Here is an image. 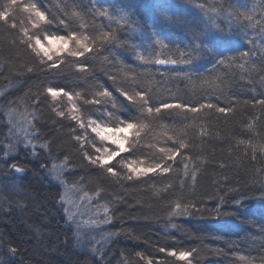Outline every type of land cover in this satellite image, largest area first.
<instances>
[{
  "label": "trees",
  "instance_id": "obj_1",
  "mask_svg": "<svg viewBox=\"0 0 264 264\" xmlns=\"http://www.w3.org/2000/svg\"><path fill=\"white\" fill-rule=\"evenodd\" d=\"M27 3L64 23L34 27ZM69 24L94 50L57 55V71L26 44L23 32L68 35ZM111 33L118 40L109 39ZM181 52L189 63L180 62ZM49 84L68 86L79 97L40 95L34 104ZM102 89L111 97H98ZM125 89L143 90L145 109L152 110L141 115ZM0 90L7 113L14 109L32 120L35 110L40 136L35 155L17 146L5 159L0 147V260L6 264H146L149 258L187 264L160 247L193 250L191 264H264V0H0ZM96 99L102 103L93 104ZM73 103L84 124L97 119L115 127L117 117L139 119L144 127L123 161L144 157L156 166L135 181L123 179L128 172L119 162V182L98 176L80 151L93 154V143L74 140L82 133L68 118ZM160 105L166 107L157 110ZM0 119L6 124L4 113ZM45 141L50 149L40 147ZM60 161L64 181L96 195L111 216L95 252L76 245L63 187L48 178ZM176 200L198 210L170 217ZM10 247L17 252L9 254Z\"/></svg>",
  "mask_w": 264,
  "mask_h": 264
},
{
  "label": "snow or ice",
  "instance_id": "obj_2",
  "mask_svg": "<svg viewBox=\"0 0 264 264\" xmlns=\"http://www.w3.org/2000/svg\"><path fill=\"white\" fill-rule=\"evenodd\" d=\"M201 7H203L201 5ZM24 10L26 12H32L34 13V19L36 23L34 24V27L39 28L41 26V22L51 24L54 21L57 24L64 23L63 20L57 19V16L50 13L45 12L41 10V8L36 3H27L24 4ZM107 13H101V15H106ZM5 23H8L7 20V14L5 15ZM12 28H15L16 25L12 24L10 25ZM70 29V32L68 35H58V34H47L44 35L43 38L39 36H32L29 34L27 29H24L23 35L25 39L26 44H30L32 47L33 52L36 55L46 56L49 61V67L55 68L57 71H60L59 66L56 64V61L53 59V57L48 56L49 48L55 49L61 42H64V50H68L69 44L77 45L76 51L73 53L75 56H84L86 52H92L94 49L91 46V41H88L87 37H81L72 34L71 25H66ZM109 39L111 40H118V37L115 36L114 33L109 34ZM157 43H160L163 46V41H157ZM196 49L194 48V52ZM78 53V55H76ZM185 53H179L180 62H183L185 64L189 63L190 61L187 59H184ZM188 55H191L189 53ZM140 59H144L143 56H140ZM177 60L173 59L171 61L167 59H158L156 63L164 64L165 62H176ZM43 63V61H41ZM78 63H86V61H78ZM29 72L34 71L32 68L27 69ZM113 83H115V80H113ZM50 89H55V93L50 91ZM60 89H63V93H60ZM40 95H44L47 99H50L52 101H56L61 99L62 95H66L69 100L75 101L79 97V93L75 92L73 89L69 88L68 86H57V85H47L43 86L41 92L35 96H33L34 104L40 103ZM112 93L106 89H102L98 91V97L100 98H110ZM123 96L130 102L134 103L136 106H138L141 115H143L144 112H150L152 109L151 107H148L145 109L144 102L146 95L144 94L143 90L136 91V90H129L125 89L123 91ZM108 103H111V100H107ZM93 104L99 105L102 103L101 99H96L92 101ZM166 107V105H160L159 109H163ZM227 111V109H225ZM80 113V108L78 105L73 103L72 110L69 114V119L71 121H74L76 125H78L81 129L85 127L84 120L81 115H78ZM29 115L32 117V120L27 121L28 128H21V132L23 133V138L21 139L20 135H16V129L15 127L12 128V135L15 137L16 143L10 145V148H17V146L20 143H25L26 146L33 148V155H35L34 149L35 144L33 141H38L40 139L39 136V130L35 127L34 121L39 119L38 114L35 112L34 109H32L29 112ZM57 116L61 118H65V114L63 112L56 113ZM112 114H109V117H111ZM117 124L115 127H113L112 124L104 122L101 123L97 119H89V129L91 132L103 143H111V145L115 147L105 148V149H94L95 155L85 151L83 148L80 149L81 154L84 158H86L91 166H94L97 169V175H102L107 178H114L117 182H119L122 177L120 175L119 171V164L118 162L120 160H123L127 158L125 155H122L123 153H129L132 151H129V146L132 143V138L134 136H138L139 129H142L144 127L143 123L138 122L139 119H136L135 121H125L120 120L118 117L116 118ZM115 131L116 135L113 136L111 133ZM32 133H36L35 136H32ZM121 134H123L124 138H121ZM32 136L31 139L29 137ZM86 138L81 135H75L74 140L77 144L83 145V142ZM51 142L45 141L44 143L40 144V147L42 149H50ZM48 155H51V152L48 153ZM117 157L120 159L117 160ZM38 158V157H36ZM5 159H7V153L5 156ZM190 159L189 157L185 158ZM115 161V163H112ZM65 165H67V158L65 157ZM129 169V174L127 177H123V179H126L127 181H135L140 179L142 176L134 175L132 173V169H134L137 166L144 167L142 162H138L136 159H131L128 164L126 165ZM12 169H14L17 173H22L25 169L22 166H18L15 163H12L10 165ZM46 167V166H45ZM160 167V166H158ZM187 167V165H185ZM171 171V168L165 170L163 173H168ZM193 181H195V175L192 176ZM221 203L223 202V197L219 198ZM192 207L193 210L195 209V205H188L186 203H181L180 200H176L171 203L170 205V211L169 216H181V215H189L190 212L188 211V208ZM67 214V220L72 221L74 219V213L71 212L68 209H65ZM104 211L107 213L108 209L107 206H104ZM229 215H232V213H229ZM111 220V216H108L105 220L100 221V223H108ZM172 227H175V225H172ZM158 251L162 253H166L167 255L176 258V260L179 261H186L187 264H191V261L189 258L193 255V250H177V249H167L165 247H160ZM9 254H15L17 252V249L15 247H10L8 250ZM198 255V253H197ZM143 258V257H141ZM243 259V257H241ZM0 264H6V261L0 260ZM146 264H154L153 260L149 258L146 262Z\"/></svg>",
  "mask_w": 264,
  "mask_h": 264
},
{
  "label": "rangeland",
  "instance_id": "obj_3",
  "mask_svg": "<svg viewBox=\"0 0 264 264\" xmlns=\"http://www.w3.org/2000/svg\"><path fill=\"white\" fill-rule=\"evenodd\" d=\"M28 14L31 15V17L33 16L32 20L35 21L34 13L28 12ZM84 29H85V26H84ZM81 36L86 37V35L84 34H81ZM76 47L78 46L74 44H69L68 50L65 51L64 42H61L55 49L49 48L48 56H51L54 59L59 54L68 53V52H72L73 50H76ZM41 57L43 59L48 60V58L46 56H43V54H41ZM52 92L55 93V91H52ZM60 93L62 94L61 91ZM2 95H3V92L0 90V97ZM1 113L5 114L6 124L2 122V120L0 119V147L3 148L4 156H6L7 151H12V150H9V149H12L10 148V145L16 143L15 137L12 134L10 135V133L12 132V128L15 127L16 135H20L22 139L23 133L21 132V128H28V124L26 122L30 120L28 117H26V115L18 114L17 111L14 109H11L9 113H7L6 110H2V108L0 107V114ZM6 125H10L8 126L9 128H6L7 130L3 129V126H6ZM84 125L85 127L83 129L81 128L80 129L78 128V129L82 133V136L86 138L84 142L90 141L89 142L90 144L91 142L95 144V145L91 144L93 155H95L94 149H105V148L115 147L111 145L110 142L109 143L101 142L89 129V122ZM111 134L113 136L116 135L115 131H113ZM8 135L11 141H8V137H7ZM35 135H36L35 133H32V136H35ZM32 136H30L29 139H31ZM121 138H124L123 134H121ZM33 143L35 144V149L39 147V141H33ZM134 143L135 142L133 141V138H132L131 145H133ZM18 146L33 150L32 147L26 146L25 143H20ZM159 149H162V148H159ZM145 150H146V147H145ZM152 150H156V147L155 146L152 147ZM136 160L138 162H142L143 165H145L144 167L137 166L134 169H132V173L134 175H139V176H142L146 174L147 172L151 171L150 169L156 166L157 164L156 161L150 160L144 157H139ZM129 161L123 164L127 168L128 171L126 170V172H128V174H129V169L126 165L128 164ZM65 171H66V168L63 162L61 161L57 163L55 162L53 163L51 170L48 173V178L62 184L63 209L64 211L65 209H68L74 213V219L72 221H69V223H71L76 230L75 231L76 234L74 233V238L77 239L76 236L79 237L78 239L79 241H77L76 245L81 248H86V249L90 248V250H93L95 252L98 247L97 244L99 241V238L97 237V235L99 231L103 229L105 225L107 224V223H100V221L105 220L109 216V211L105 213L104 206L98 202L96 195L87 194L85 192H82L80 189L76 188V186L67 184L62 177ZM65 214L67 216L68 213L65 211Z\"/></svg>",
  "mask_w": 264,
  "mask_h": 264
},
{
  "label": "bare ground",
  "instance_id": "obj_4",
  "mask_svg": "<svg viewBox=\"0 0 264 264\" xmlns=\"http://www.w3.org/2000/svg\"><path fill=\"white\" fill-rule=\"evenodd\" d=\"M62 185V184H61ZM68 225L73 229V232L75 233V228H74V226L71 224V223H69V221H68ZM76 234V233H75ZM76 238L77 239H79V237L78 236H76Z\"/></svg>",
  "mask_w": 264,
  "mask_h": 264
},
{
  "label": "clouds",
  "instance_id": "obj_5",
  "mask_svg": "<svg viewBox=\"0 0 264 264\" xmlns=\"http://www.w3.org/2000/svg\"><path fill=\"white\" fill-rule=\"evenodd\" d=\"M38 34H39V33H38ZM40 35H41V34H40ZM43 36H44V35H41L42 38H43ZM131 150H132V148L130 147V148H129V151H131ZM119 163H120V164H123L124 161H123V160H120ZM146 166H147V165H146Z\"/></svg>",
  "mask_w": 264,
  "mask_h": 264
},
{
  "label": "water",
  "instance_id": "obj_6",
  "mask_svg": "<svg viewBox=\"0 0 264 264\" xmlns=\"http://www.w3.org/2000/svg\"><path fill=\"white\" fill-rule=\"evenodd\" d=\"M16 173H17V172H16ZM17 174H20V175H21V174H24V171H23L22 173H17Z\"/></svg>",
  "mask_w": 264,
  "mask_h": 264
}]
</instances>
